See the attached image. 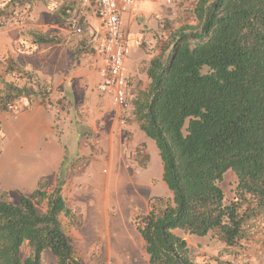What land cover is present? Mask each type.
<instances>
[{"label":"trees","instance_id":"16d2710c","mask_svg":"<svg viewBox=\"0 0 264 264\" xmlns=\"http://www.w3.org/2000/svg\"><path fill=\"white\" fill-rule=\"evenodd\" d=\"M58 1L0 0V29L24 22L40 3L70 27L81 14L82 0ZM195 3L197 24H183L170 34L161 54L149 62L148 90L133 102L134 118L155 141L163 181L173 195L171 201L154 199L141 219L150 264H196L177 230L200 238L215 233L231 254L264 214V0ZM31 37L35 49L62 43L54 34ZM5 70L25 77L27 85L2 83V112L14 113L18 102L48 94V86L16 60H8ZM228 171L238 185L235 199L226 203L220 184ZM64 185L59 179L49 192L43 177L33 196H22L18 204L0 189V264H44L46 251L57 264H81L61 222V216L76 217ZM38 205H46L45 212ZM25 244L31 252L23 260Z\"/></svg>","mask_w":264,"mask_h":264},{"label":"rangeland","instance_id":"374dc122","mask_svg":"<svg viewBox=\"0 0 264 264\" xmlns=\"http://www.w3.org/2000/svg\"><path fill=\"white\" fill-rule=\"evenodd\" d=\"M195 1L143 0L137 10L126 12V25L132 23L128 32L144 40L127 58L131 86L124 109L98 91L102 59L94 34L100 22L93 4L82 0L81 14L70 27L40 3L24 22L0 29V87L8 81L27 85L25 77L6 74L5 65L14 59L49 90L45 98L18 102L19 111L0 110V189L18 204L22 196H33L41 178L49 181V192L63 179V195L76 217L61 216V222L81 264H150L141 219L154 199L171 201L173 195L163 181L155 141L134 118L133 102L148 90L149 62L161 54L170 34L183 24H197ZM35 32L54 34L62 43L35 49ZM237 185L236 174L228 171L220 184L226 203L235 199ZM38 209L45 212L46 205ZM175 233L186 239L196 264H264V214L256 231L231 254L215 233L204 238ZM30 252L25 244L23 260ZM42 261L57 264L49 251Z\"/></svg>","mask_w":264,"mask_h":264},{"label":"built area","instance_id":"2783aa9c","mask_svg":"<svg viewBox=\"0 0 264 264\" xmlns=\"http://www.w3.org/2000/svg\"><path fill=\"white\" fill-rule=\"evenodd\" d=\"M93 4L100 22V30L94 34V48L103 62L99 70L98 91L110 95L118 109L129 105V76L126 74V60L131 53L132 44L123 29V18L128 10H137L143 0H84ZM171 0H169V3ZM133 44L142 45L143 35L134 36Z\"/></svg>","mask_w":264,"mask_h":264},{"label":"crops","instance_id":"0c3cea01","mask_svg":"<svg viewBox=\"0 0 264 264\" xmlns=\"http://www.w3.org/2000/svg\"><path fill=\"white\" fill-rule=\"evenodd\" d=\"M129 23H130V22H129ZM131 26H132V23H130L129 25H126L125 18H124V20H123V29H124V31L127 33V35L129 36V38H130V40H131L132 47H136V46L133 44V42H132V41H134V40H133V38H134V34H132L131 32H130V33L128 32V29H130ZM5 28H6V27H5ZM125 28H127V30H126ZM3 29H4V28H3ZM136 52H137V50H136ZM128 57H129V56H128ZM133 57H134V56H133ZM133 57L130 59V62L134 60ZM99 58H100V57H99ZM101 59H102V58H101ZM102 62H103V60H102ZM127 62L129 63V61L126 60V65H127ZM100 67H101V66H100ZM99 70H100V68H99ZM99 70H98V73H99ZM99 78H100V76H99Z\"/></svg>","mask_w":264,"mask_h":264}]
</instances>
